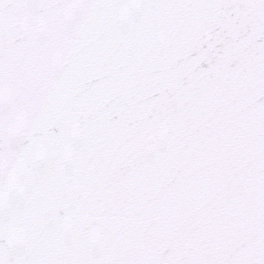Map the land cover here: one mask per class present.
<instances>
[{
    "label": "snow or ice",
    "instance_id": "6c2138e0",
    "mask_svg": "<svg viewBox=\"0 0 264 264\" xmlns=\"http://www.w3.org/2000/svg\"><path fill=\"white\" fill-rule=\"evenodd\" d=\"M0 264H264V0H0Z\"/></svg>",
    "mask_w": 264,
    "mask_h": 264
}]
</instances>
